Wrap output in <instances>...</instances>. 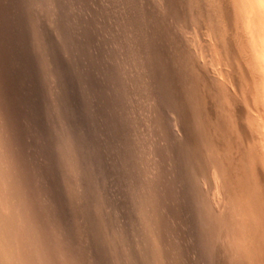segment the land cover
<instances>
[{"label":"rangeland","instance_id":"obj_1","mask_svg":"<svg viewBox=\"0 0 264 264\" xmlns=\"http://www.w3.org/2000/svg\"><path fill=\"white\" fill-rule=\"evenodd\" d=\"M38 1H40V2H38ZM70 1L69 0H45V1L44 0H32V1L31 0H0V30H2V31H0V35H1L0 36V70L2 71V72L0 71V158L3 157L2 159H0V162H1V160L3 161L0 163V164H3L2 165L3 169L1 172H3V174H4L3 177L7 176L6 178H8V179H6L7 180L6 184H7V186H9L8 190L12 188L11 189L12 191L10 190L11 193L13 195H15L14 198H15L16 202L19 201L17 203V206H18V210L20 212V217H21L20 219H21L22 224L24 223L23 224L24 232L27 233L26 235L29 238L31 246L35 247V248L32 247V249H33L32 251L34 252V257L37 261V264H76V261L74 259H72L71 255L67 251H72L75 254L76 253L79 254V250H76V249H78V248L82 249L80 246H78V248H75V246L72 247L71 245L68 247L67 245L63 244L62 241H59L60 240L58 237L59 234L62 235L64 233H66L67 226L61 225L60 223H56V220H54L52 218V216L49 218V215L46 212L47 209L45 208L46 200L44 197L42 198V193H43L42 188L39 190L38 186L36 185V183L34 181V178H33L34 176H32L33 173L31 172L32 170H31V166H30V159L28 157L29 156V150L27 149V142H28L27 133L30 136L29 125L31 123V116H32L31 109L33 107H35L36 109L38 108L36 106V103H38V106L40 105L39 108H42L43 111L48 113L46 115L47 120L50 123V127H48V131L52 130V129L54 130V126L55 127L57 126L58 132L60 133V131L63 132V129L66 127V126L62 125L63 122L67 121V117L69 115L74 116V114H75L72 110H71V112H72L71 114H67V112L65 111V107H64L65 104L70 105V108L73 105L72 103L71 104H68V103L70 102L69 98L74 94L73 93L68 94V93H70V92H68L69 89L67 91L68 93L65 91L66 89H62V87H61L62 79L64 78V79L68 80L67 82L72 85V88L77 89V91L81 94L83 93V91H85V89L88 88L87 86L85 87L84 83L82 84L81 82H83V80H84V82H86L87 81L86 79L89 78L90 76H83V75L82 76H76V75L71 76L70 72H69V74H66V73L64 74V72H62V71H64V68H66V67L70 68V66H71L70 62L72 59L77 60L80 58L79 56H81L79 54H77L78 56L74 55L73 52H71L72 54H70V48L67 47L69 44L72 45L73 44L72 42H76V40L74 39L75 33H73V31H75L74 25L72 26V24H74V23L76 24V26L78 28V29L76 28L77 31L81 27L85 28V26H86V28H87V23L89 21H87L86 19L88 18L87 15L92 12L91 7L93 4L92 2H90L88 0H81V1L80 0L79 1L78 0H75V1L70 0ZM166 1H168L167 2V4H169L168 7L166 5ZM169 1L170 0H149V1L148 0H124L125 4H123V5L125 6V9L128 6V8H130L133 11L132 12L130 10V13L128 14V15L131 14L130 15L131 17L128 16L127 13H126V15L130 19L132 18L133 22H135V24L133 26L130 25V26H128V28L126 27V30L129 29L131 32L130 33L129 30H127L128 35H130L129 36L130 40L128 39L129 41H127V42H129V44L127 45L126 49H127V52H129V50H130V52L128 54L129 55L128 56V64L126 66H123L124 68L122 67V70H124L126 72V74L129 73L128 74V85L129 86L128 85L127 86H128L129 92L131 93V94L129 93V96H130L129 101L131 104V108L133 110L132 112H134V114H133V117L131 119H129L128 115L126 116V114H124V111H123L121 106L120 107L117 106L116 107L117 109L115 108V106L113 107V109H109V108L105 107V112H108V111L110 113L114 112L113 114L117 118L118 124L121 123L123 125V122H124V124H126L125 121L126 120L128 121V119H129V121H131L129 124L132 123V127L138 129L137 133L134 134L135 135L134 139H135L136 145L138 146L141 143L142 138H143L144 139L143 140L144 141V146H143L144 149L140 147L141 144L138 147H135L134 146L135 143H133L134 142L133 137H132V139L130 136L127 137L126 133H125V135H123L124 136L123 139L125 142L127 141V143H125L123 141V139L121 138L122 143L120 142L117 145V143L115 142L114 146H110L112 139L110 138L111 135L108 132L110 131L111 133H113L114 132L112 129L113 127L111 126L110 122H108V121L103 122V120L101 119V121L103 123H105L103 125V123L101 122L103 125L102 126L103 130H105L107 132V135H109V137L107 136L108 138H102L101 136L98 135V127H96L97 125L95 123H92V120L94 118L93 115L94 114L96 115L95 107L92 106L93 104H91V106H92L91 108H87V112H86V110L83 109L84 106L81 105L80 102L74 108V110L76 109L75 110L76 114L78 116H80L79 119L81 121H82V119H84L85 121L87 120V121H89V124H90V126H89V124H87L85 126H83L84 124H81L80 130L82 129V132L84 134L83 139L85 141V143L83 144L84 147L83 146L81 147L82 154L84 156V154L87 153L89 156L92 157V160L90 161L91 163L84 160V165H85L84 167H86V172L88 174H91V172H93L90 176L88 174L87 175L89 178H91L94 181L93 184L95 187L97 184L96 189L99 191V193L101 192L100 196H96L95 194L91 193L92 197L90 198L91 199L90 202L92 203V208H91L92 215H95V217L97 216L96 218L99 222H101L100 218H102V220L104 221V225H106L107 227L110 225L109 227L111 229V231L105 232V230H101L100 228H98V226L95 223V220H92L93 224L91 223V228H92V230H94V232L96 231V233H92L93 237L97 241V244L99 246L98 248L101 249L103 251V253L104 252L107 253L106 254V260L108 261V264H118L119 263V260H120V259H118L119 258V255H118L119 251H118V248L115 247V244L118 242L121 243V247L124 246L123 249L130 251V253L128 252L130 257L128 259L129 262L127 264H129V263L130 264L131 263L132 264H166V263L167 264H172V263L173 264H219V263L223 264L224 262H226L230 258L232 259V261L234 260L233 264H237V263L238 264H250V263L251 264L252 263L253 264H264V234H263L264 233V204H263L264 203V200H263L264 199V185L261 184V181H259L261 179V176L260 175L258 176V172L256 171L254 164H253L254 162H253V160H251L252 158L250 156V153L251 154L254 153L253 152L254 151V144H253L254 140L250 137H248L247 139L242 137L243 140L241 139V141L238 139L237 140H233V139L231 140L230 139L232 141V144L229 145L230 142L225 143V141L228 139H226V138L224 139L223 137L221 138L220 136L217 135V137L219 139L216 138L217 140L215 142H218V143H215V144L213 143L214 145L217 146V149L214 150V153H212L211 155L213 157H216V159L215 158H213V159H215V162L218 163L219 175L217 177V182L218 183L221 182L220 183L222 185L221 189H224V193H223L224 198H221L223 196L220 197V195H218V192H216L217 190H215L216 183L214 185V181L216 179L214 180L212 174H210L209 171H207V169H205V168L199 169L196 166V164H193L194 163L193 157L198 156V155H196L195 149L198 151L201 150L203 153H205L206 151L208 152V150H207L208 147L206 146V143H204V141H203L204 139H201L202 137H200V140L202 141V144L199 143L200 146H198V144L196 146V144L194 143V141H195L194 138L199 137L197 135L199 133H201L200 128H197L198 123H197V121H195V117L194 118L192 117V119H191V116H189L187 113H186V115L188 117L187 116L184 117L185 115H183L184 113L180 109V106H176L178 104H175L173 99H172V101H169L168 98L165 97V95H167V92H166V89L163 88L164 86H163V81H162V79L164 80V74H163L164 70L168 73L167 77L171 74L170 75L171 77L169 76L168 79H172L174 77V74H173L174 72H175V76H184L183 72L181 73V71H183L182 67H186L189 71L191 70V72H193V69H194L197 72V75H199V77L203 78V80H202V78H200V80L203 81V83H206L208 85V83H207L208 77L215 75L214 77H215V79H217L216 82L217 83H219V82L223 83L224 86L222 85V83L219 84L221 87L225 88L227 86V82L225 81V79L223 77H220V79L218 78L220 75L221 76L223 75V73L220 71V70H222V68L220 66L221 64L218 63V65L216 66L217 63H214L213 54H212L211 49L209 47L210 46V44H209L210 40L208 41L207 37L206 38L204 37V36H206V35H204L205 32L204 31L198 32L196 29H193L192 27H191V30H187L189 27L186 28L185 26H183V23H180L179 21L175 22V20H173L174 18L170 17V15L173 13V10H172L173 5L171 3L173 0L170 2ZM35 2H36V4H35ZM42 2H43V4H42ZM118 2L121 3L120 0H116V3H118ZM127 2H128V4H127ZM83 3H84V5H83ZM23 4H25V5H23ZM103 5H104V10L107 9V7H106L107 5H105V4H103ZM169 7H170V9L168 10ZM61 8H62V10H61ZM65 9H67V10H65ZM29 10H31V11H29ZM86 10H87V12H88V10L90 11V12H88L87 15L84 12ZM170 10H172V11H170ZM135 11L138 13H136ZM150 12H151V14H150ZM169 12H170L169 18H167L168 17L167 15L169 14ZM132 14H133V16H132ZM81 16H83V17H81ZM156 19H158V20H156ZM169 20H171V21H169ZM94 21H96V20H94ZM173 22H175V23L173 24ZM25 24H27V25H25ZM29 24H30V27H29ZM178 24L183 26L182 28H184V30L181 28V26H178ZM93 25H94V23H93ZM67 26H69L70 28ZM138 28H141V29H138ZM91 29H93V28H91ZM197 32H198V34L196 35ZM163 33H165V34H163ZM198 35H204V36H198ZM196 38H198V39L201 38V39L198 40ZM14 39L17 42L18 41L20 42V43L18 42L20 48L14 51V53H16V55L18 56V57H16V59L19 58V60L18 59L16 60L13 57V55L11 56V54L9 53L10 43H12ZM111 39H113V38H110V40ZM192 39H193V41L196 39L194 41L195 44L193 43ZM46 41H47V43H46ZM206 41H208V43ZM88 42L90 43L89 40H88ZM196 42L199 44H197ZM203 43H207V44H209V46L206 44H205L206 45L205 46ZM100 45L101 44H97L96 45L97 48L95 50L96 52L94 51L95 53L99 52V55L102 54L101 53V50H102L101 46L102 45L101 46ZM180 46L182 48L186 47L185 49L181 48L184 51V56H185V59H184V61H182V63H181V60H180V62L177 61L180 58V57H178L179 55L177 54L178 48ZM135 47H136V49H135ZM141 47L144 49H142ZM204 47H208L209 48L208 50L210 52L206 51L207 48L205 49ZM28 48H30V50ZM47 48H50V49L47 50ZM202 48L204 51L202 50ZM1 49H3V50H1ZM200 49H201V51H200ZM31 51L34 53H32ZM18 52H20V53H18ZM137 54H138V56H137ZM68 56H69V59H68ZM174 56H175V58H174ZM26 57H29V58H26ZM70 57H71V60H70ZM176 57H178V58H176ZM87 59L92 64V66L89 65L90 67H93V65L94 66L96 65L95 62L93 64V60L91 62V57L87 56ZM165 59H166V61H163ZM65 61H67V62L65 63ZM51 62H53V66H51V64H50ZM165 62H167L166 63L167 65L165 64ZM177 62L180 63V65ZM197 63H198V65H197ZM21 65L22 66L24 65L26 68L25 69L19 68ZM183 65H185V66H183ZM218 66L220 67V69L218 68ZM210 67H212V68H210ZM6 69L9 71H7ZM162 69H164V70H162ZM127 70H128V72H127ZM161 70H162V72H161ZM172 70H173V72H172ZM96 71H98V73L101 75L102 70H100V72H99V70L96 69ZM177 71L179 72L180 75L178 74ZM213 73H214V75H213ZM217 73H219L220 75L218 76ZM176 74H178V75H176ZM40 75L44 76V77H41ZM104 75H105V73H104ZM15 76H16V78H15ZM20 76H27V78L30 77V79H34V80H30L31 86L29 87L28 79H27L28 86L26 83L24 84L23 81L20 82ZM37 76L40 79H38ZM6 77H7V79H6ZM104 77L107 78V81H109L110 80L109 78H111V76L105 75V76H103V80L105 79V81H106V78H104ZM52 78L55 80L52 82V88H50L49 86H47L46 81L48 82L49 80H52ZM72 78H73V80H72ZM76 79L78 80V87H76V83H77ZM165 79H166V76H165ZM9 81H11V82H9ZM73 81L76 83H74ZM88 81H90V79H88ZM224 81L226 82V84H224L225 83ZM109 82H111V81H109ZM40 83H42L41 86H40ZM203 83H201V84H203ZM10 84H12V85H10ZM37 84H38V86H37ZM80 84H82L81 85L82 87L80 86ZM39 86L41 88H39ZM73 86H75V87H73ZM113 86H114L113 88L115 89L114 84H113ZM84 87H85V89H83ZM24 88H26V89H24ZM39 89H40V91H39ZM41 90H42V92L45 91L47 100H48L51 92L53 93V96L50 99H56V100H54L55 102L53 101V103H52L56 106V109L53 110L50 108L51 105L49 104V101H47V100L43 101L42 93H40ZM64 91H65V93H64ZM26 92H28V93H26ZM72 92H74L73 89H72ZM198 92L200 93V91H198ZM88 93H89V95H87V96L93 95V98L96 96L94 99L99 100L100 102H103L104 98L101 96L102 95L101 93L98 95V91H96V93H94L92 91L91 92L87 91L86 94H88ZM69 95H71V96H69ZM206 97H207V94H205L204 98H206ZM233 98H234V103L238 101V99L236 97H233ZM81 99H82V97H81ZM175 99H176V97H175ZM30 105H31V107H30ZM117 105H119V104H117ZM235 105H238V103H235ZM19 106H20V108H19ZM21 107H22V109H21ZM87 107H89V106H87ZM45 108H46V110H45ZM239 109H241V108L239 107ZM15 111H16V113H14ZM43 111L40 110V113L41 112L44 113ZM51 111H53V112H51ZM236 111H238V110H236ZM240 112H241V110H240ZM181 114H182V116H181ZM120 117H121V119H119ZM17 120H18V122H17ZM25 120H26V122H25ZM22 121H23V123H21ZM192 121H195V122H192ZM209 124L210 123L207 122V125H209ZM105 125H107V126H105ZM155 126H157V127H155ZM210 126H212V125L210 124ZM210 126L208 127L209 128V136H211L210 134L213 133V131H212L213 129H211ZM94 128H95V131H94ZM140 128H142L141 129L143 132L142 134L139 132ZM66 130H68V129H66ZM18 132H19V134H18ZM116 133H114V134H116ZM138 133H139L141 139L136 137ZM95 134L97 135V137ZM117 135H120V134L118 133ZM85 136H86V139H85ZM87 137L92 138V140L94 139L96 141V144H99V145H96L94 143L92 144L89 141V139L87 140ZM212 137H213L212 140L215 139L214 136H212ZM166 139H168V140H166ZM139 140H141V141H139ZM200 140H199V142H200ZM251 140H253V141H251ZM128 141H129V143H128ZM246 144H247V146H246ZM250 144L253 147L252 146L250 147ZM218 145H219V147H218ZM233 145H234V147H233ZM129 146H130V148H129ZM170 146L172 147L173 150L171 149ZM101 148H103L104 150H102ZM138 148H139V150H138ZM107 149H109L108 152H107ZM233 149H235V150H233ZM132 150L135 152H141V151L143 152L142 157H145V160L150 165H152V167H150L151 171L149 168L145 169V167L142 166L141 164H140V166L139 165L134 166V163L132 161L133 159H131L133 156ZM145 151L147 153H145ZM201 151H199V152H201ZM176 152H178V153H176ZM149 154H151V156H150L151 162H149L150 161L149 157H148ZM244 154H245V156L247 154H249V155H247L248 157L242 156ZM191 155L192 156L194 155V156L192 157ZM188 156H190V157H188ZM147 157H148V159H147ZM242 157H244V158H242ZM115 159H117V160H115ZM122 161L124 164L129 163L128 166L126 165V167H125L126 169L123 168V166H121L122 164L120 165V162L122 163ZM26 162H27V164H26ZM96 163H98L99 166ZM4 164L7 166H5ZM94 165L96 167H94ZM103 166L105 167V170H106V168H107V170H109V172H108L109 174L111 172V175H109L108 177L104 173L105 171L103 170ZM120 166H121V168H119ZM91 168H93V169H91ZM95 168H96V171H95ZM138 168H139V170H138ZM4 169H5V171L7 169V172L3 171ZM143 169H145V170H143ZM231 169H232V172H231ZM112 171H114V172H112ZM117 171L119 173H117ZM128 171L130 174L127 173ZM132 171H133V174L134 173L137 174L136 176L138 178L137 177L135 178V175L134 176L132 175ZM146 171L148 173H146ZM149 171H150V174H149ZM199 171H200V173H199ZM240 171H243V172H240ZM144 172L146 175L148 174V176H146L144 174ZM156 173L159 176H157ZM126 174L129 177H127ZM138 174H139V176H138ZM140 174H142V177ZM151 174H153V175L155 174V175L153 176ZM160 174H162V175H160ZM92 176H94V177H92ZM124 176L128 178V180H126L127 184L125 182L126 186L122 181L125 179ZM155 176H157V177H155ZM111 177H115V178L113 179ZM198 177H199V179H198ZM253 177H254V180H253ZM145 178H147L148 181ZM250 178H252V179H250ZM97 179H98V181H97ZM154 179H156V180L154 181ZM158 179H160L164 183V186H163V184H161L159 187L157 183L154 184ZM104 180H106V181H104ZM110 180H112L111 181L112 183L110 182ZM118 180H119V182L120 181L122 182V183H120L121 185L118 183ZM144 180L147 181L148 187H147V185L144 186L146 183ZM261 180L263 182L264 178H262ZM101 182H102V184H101ZM148 182H149V184H148ZM258 184H259V186H258ZM114 185L116 187H114ZM31 186H33V187H31ZM94 186L92 187L93 189L95 188ZM123 186L125 187V189L126 188L128 189L127 193H130L131 198L125 192L126 190H122L124 188ZM128 186H132V187L134 186V189H133L134 192L133 191L130 192L132 188L128 187ZM138 186H139V188H138ZM142 186H144V187H142ZM161 186L164 188H162ZM118 187H121V188H118ZM149 187L155 188V190H157V189L160 190V191L159 190L156 191L159 195L160 200L157 199L156 196H154V198L156 200H153V198H152L153 195L151 197L150 192L148 190ZM136 188H138V190L141 188L139 190V193L142 192V197L144 198L143 200H145V203L149 204L151 207L154 206V208H153L154 209V216H155V214L158 215V218H159V219L157 218L158 222L154 223V221L152 219L154 217L153 214L147 210V208L145 207L146 205L144 204V201L143 200L141 201V199L138 198L139 197V196H137L138 194L137 195L134 194L135 190H137ZM258 188H261V189L258 190ZM117 190L120 192H118ZM84 194L88 198V192L86 191V193H84ZM103 194L106 195V198H105L106 200L101 198V196ZM114 195H115V197H114ZM125 196H127V197H126V199L123 200V198H125ZM161 196L163 198H160ZM254 196H257V197H254ZM107 197L108 198L110 197L111 199L109 198V201H108ZM146 197H148V199ZM164 197H165V199H164ZM245 197L248 200L247 203H244ZM220 198H221V200H220ZM99 199L103 200L100 207L98 206ZM118 199L119 200L121 199L120 200L121 204L119 203ZM261 199H262V203H261ZM123 201H124V203H123ZM125 201L127 202V204L129 201L130 203L133 204L132 206L135 207L133 210L134 212L131 210L130 214H128L127 216H126V213H129V208H127V207L124 208V205L126 204ZM219 201H220V203H219ZM142 202H143V204H142ZM109 204H110V207H109ZM111 204H113L114 206ZM220 204H222V205H220ZM122 205H123V207H122ZM141 205H142V207H141ZM107 207L109 208V210H105V209H108ZM121 207H122V209H121ZM94 208L95 209L97 208L96 211L98 213L95 211ZM209 208H210V210H209ZM229 208H231V209H229ZM141 209H142V211H141ZM160 210H161V212H160ZM207 213L208 214L210 213L211 217H209L210 214L207 217ZM232 213H234V214H232ZM108 214L111 216H108ZM224 214H227L229 216L228 220H231V221H229V224L231 225V227L227 228L228 233L226 231H225V233L220 232L221 233V235H220V233L217 232L216 230H218V231L221 230L220 229L221 225L219 227V225H218L219 221L218 220L221 218V215H224ZM92 215L90 214L91 217H92ZM99 215H100V217H99ZM138 215H140V216L138 217ZM107 216L109 218H107ZM204 216H205V218H204ZM261 216H263V217H261ZM25 217L27 220L25 219ZM104 217H106V219ZM129 218H131V219H129ZM209 219H210V221H209ZM211 221H217V222H211ZM112 222H114V223H112ZM129 222H131L130 225L134 226V227H131L128 224ZM150 222L154 225L155 224H157V225L154 226ZM207 222H209V223L207 224ZM213 223H214V225H216L215 226L216 228L213 226ZM132 224H134V225H132ZM89 225H90V223H89ZM25 226L27 228H25ZM87 226H88V224H87ZM120 226L122 227V229ZM162 226H164V228ZM125 227L126 228L128 227V228L126 229ZM88 228H90V227L88 226L86 228L84 227L83 229H81L82 238L80 240L87 241V236L91 232V230L90 231L86 230ZM134 228L139 229L140 232H139V230H137V229L135 230ZM157 229H159V230H157ZM34 232H36V233H34ZM119 232H120V234H119ZM158 232H160L161 234L163 233L162 236ZM208 232H210V235ZM212 232L214 234L217 233L216 234L217 236H215V238L217 237L216 239L214 237H212L213 236ZM79 233H80V231L78 230L77 231L78 236H79ZM106 233H107V235H106ZM231 233H233V234L231 235ZM152 234H154V236H151ZM225 234L228 237L224 236ZM121 235L124 236L125 239ZM137 235H139V237H137ZM166 235H168V238ZM205 235H207L209 237H207ZM218 235H220V236H218ZM35 236H37V237L35 238ZM222 236L224 238L230 237L231 238L230 243L233 241L231 244H235V242H236V245L235 246L232 245V247H233V249H234V247H238V248H236L237 253H239L238 256L236 254H234L236 249H234V250L231 249L232 253H230V254H234V255H231V257L228 256L229 254H227V256L224 255L225 252H223V250H222L223 248H221L223 245L222 244L223 241H222V239H220V238H222ZM114 237H115V239H114ZM109 238H111V239H109ZM236 238L238 240H236ZM154 239L156 240V242L154 241ZM205 239L207 240V242ZM136 240H138V241L136 242ZM211 240H213L214 242L212 241L213 242L212 243ZM132 241H134V242L132 243ZM173 241H174V244H173ZM165 243H166V245H165ZM205 243L209 245V248H208V245H206V247H205ZM103 244H105V245H103ZM135 244L136 245L138 244L139 246L138 245L136 246ZM173 246H174V248H173ZM112 247H113V249H112ZM130 247H132V248H130ZM157 247L160 248V251ZM170 247H171V249H170ZM210 247H212V248H210ZM154 248H155V250H154ZM239 248H241V249H239ZM35 249H36V251H34ZM41 249H42V251H41ZM105 249H106V251H105ZM129 249H131V250H129ZM207 249H209V250H207ZM216 249L218 251H220V252L222 251V252L221 253L218 252L219 253L218 254ZM138 250H139V252L137 253ZM171 250L173 252H170ZM132 251L134 253H132ZM175 251H176V254H174ZM214 251L217 255H215ZM152 253H153V256H155V257L157 256L156 257V258H158L157 263L154 262V259H153V262L151 260H149L150 259L149 256ZM144 254L146 255L147 258L144 256ZM147 254H149V255H147ZM156 254H158V255H156ZM221 255H224V256H221ZM137 257H140V258H137ZM220 257H222V258H220ZM223 257H225V258H223ZM111 259H114V260H111ZM139 259H141V260L139 261ZM134 260H137V261L135 262ZM159 260H160V262H159ZM210 260H213V261L210 262ZM44 261L46 263H43ZM143 261H144V263H143ZM145 262H147V263H145ZM77 263L80 264V262H78V261H77Z\"/></svg>","mask_w":264,"mask_h":264},{"label":"bare ground","instance_id":"obj_2","mask_svg":"<svg viewBox=\"0 0 264 264\" xmlns=\"http://www.w3.org/2000/svg\"><path fill=\"white\" fill-rule=\"evenodd\" d=\"M32 1V0H31ZM45 1V0H44ZM70 1V0H69ZM75 1V0H74ZM79 1V0H78ZM81 1V0H80ZM90 2H92V12L90 14H88V12H90L89 9L88 12L87 10L84 11L85 14L88 16V18L86 19L87 21H89L87 23V28L85 26V28L81 27L78 31H77V26L76 24H72V26L74 25V30L73 33L75 36V40L76 42H72L73 44H69L67 47L70 48V54H72L71 52H73L74 55H81L79 56L80 58L77 60L72 59L70 57V68H64V74H71V76H90L89 78H87L86 82H81L82 84L84 83L85 87L87 86L88 88L85 89V87L83 89H85V91H83V93H79L77 91V89L72 88V85L70 83H68L66 79H62L61 82V87L62 89H66L65 91L67 92L68 89L71 94L73 93L74 95H69L71 96L69 98L70 102L68 104H73L70 108V105L65 104V111L67 112V114H71V110L75 113L74 116L69 115L67 117V123L63 122V126H66L63 129V132L60 131V133L58 132L57 126H54V130H49L48 131V127H50V123L47 120V112L43 111L42 108H39L38 103H36V106L39 108H35L33 107L31 109V123L29 125V129H30V136L27 133V138H28V142H27V149L29 150V159H30V166H31V172L33 173L32 176H34V181L36 183V185L38 186L39 190L42 188V198L44 197L46 200V204H45V208L47 209L46 212L49 215V218L52 216V218L54 220H56V223H60L61 225H66V233L60 235L59 233V241H62L63 244L67 245L68 247L71 245L72 247L75 246V248H78V246H80L82 249H76L79 250V254H75L72 251H67L72 259H74L76 261L80 262V264H108V261L106 260V254L107 253H103V251L101 249H99L97 241L95 240V238L93 237L92 233H96V231L94 232V230H92L91 228V223L93 224L92 220H95L96 225L98 226V228H100L101 230H105V232H109L111 231L110 229V225L107 227L106 225H104V221L102 220V218H100L99 222L97 220V216L95 217V215H92V203L90 202V198L91 193L95 194L96 196H100L101 192L99 193V191L96 189V187L94 186V181L88 177V175L90 176L93 172H91V174H88L86 172V167H84V160L90 162L92 160V157L89 156L87 153L82 154V149L81 147L83 146V144L85 143L84 141V134L82 132L81 128V124H84L83 126L89 124V121H85L84 119H82V121L79 119L80 116H78L74 110V108L79 104V102L81 103V105H83V109L86 110L87 112V108H91L92 106L95 107V112L96 115L94 114V118L92 120V123H95L96 127H98V135L101 136L102 138H108L109 135H107V132L105 130H103V125L105 122H110L111 127L113 129V133H111L110 131L108 132L111 135V145L110 146H114L115 142L117 143V145L122 141L123 139V135H125V133L127 134V137L130 136L131 139L133 137H135V133H137L138 129L132 127V123L129 124L131 121H129V119H131L133 117L134 112H132V108H131V104H130V96H129V89H128V74H126V72L124 70H122L123 66H126L128 64V54L130 52H127V45L129 44L130 38L127 33V29L128 26H133L135 24V22H133L132 18L130 19L128 16L130 13V8L125 9V6L123 4L124 0H120L121 3H116V0H88ZM149 1V0H148ZM172 1V0H170ZM169 1V2H170ZM40 2V1H38ZM55 2V1H54ZM71 2V1H70ZM84 2V1H83ZM108 2V3H107ZM168 1H166V5L168 7L169 4H167ZM52 3V2H51ZM57 3V2H56ZM107 3V4H106ZM172 7H173V13L170 15H167L169 18L170 17L174 18L173 20L179 21L180 23H183V26H185L186 28L189 27L187 30H191V27L193 29H196L198 32H205L204 35H198V36H204L205 38L207 37L208 41H206L207 43H203L204 45H208L211 49V52L213 54V61L214 63H217L216 66L218 65V63H220L222 70H220L223 75L221 76L219 73H217V75L219 76L218 78L220 79V77H223L225 79V81L227 82V86L225 88L221 87L219 84H221L222 82L217 83L215 79V75L213 73L214 76H209L207 83H203V81L200 80L199 75H197V72L193 69V72H191V70L189 71L186 67H182L181 73L183 72L184 76H175V72L174 77L172 79H168V77L171 75H169L167 77V72L164 70L163 74H164V80L163 81V88L166 89L167 95H165V97L168 98L169 101H174L175 104H178L176 106H180V109L183 111V115H185L184 117H186V113L194 118L195 117V121H197V128H200V132L197 136L199 137H195V141L194 143L198 144V146H200L199 143L202 144V141L200 140V137H202L201 139H204V143H206V146L208 147L205 153H203L201 150V152H199L198 150L195 149L196 151V155H198L197 157H193L194 159V163L196 164V166L199 169L205 168L207 169V171H209L210 174H212L213 178H214V185L216 183V188L215 190H217L216 192H218V195L223 196L221 198H224V189L222 188V185L220 183L217 182V177L219 175L218 171V163L215 162L216 157H213L211 154L214 153V150L217 149V146L214 145L215 142L218 138V136H220L221 138L223 137L224 139H228L225 141V143H229L232 144V139L233 140H240L242 139V137L244 138H252L253 140V144H254V153L251 154V160H253V164L254 167L256 169V171L258 172V176H261V179L264 178V0H173L172 2ZM10 4V3H9ZM36 4V2H35ZM43 4V2H42ZM75 4V3H74ZM90 4V5H91ZM107 5V9L104 10V5ZM128 4V2H127ZM25 5V4H23ZM48 5V4H47ZM51 5V4H50ZM73 5V4H72ZM81 5V4H80ZM84 5V3H83ZM165 5V6H166ZM28 6V5H27ZM71 6V5H70ZM82 6V5H81ZM124 6V7H123ZM150 6V5H149ZM23 7V6H22ZM151 7V6H150ZM52 8V7H51ZM65 8V7H64ZM63 8V9H64ZM67 8V7H66ZM73 8V7H72ZM134 9V8H133ZM170 9V7L168 8V10ZM24 10V9H23ZM59 10V9H58ZM62 10V8H61ZM67 10V9H65ZM157 10V9H156ZM170 10V11H172ZM31 11V10H29ZM37 11V10H36ZM132 11V10H131ZM145 11V10H144ZM34 12V11H33ZM71 12V11H70ZM133 12V11H132ZM136 12V11H135ZM134 12V13H135ZM143 12V11H142ZM2 13V12H1ZM47 13V12H46ZM127 13V15H126ZM138 13V12H136ZM147 13V12H146ZM42 14V13H41ZM60 14V13H59ZM62 14V13H61ZM151 14V12H150ZM56 15V14H55ZM141 15V14H140ZM147 15V14H146ZM164 15V14H163ZM65 16V15H64ZM85 16V15H84ZM86 16V17H87ZM133 16V14H132ZM35 17V16H34ZM83 17V16H81ZM91 17V18H90ZM131 17V16H130ZM144 17V16H143ZM142 17V18H143ZM166 17V16H165ZM41 18V17H40ZM62 18V17H61ZM60 18V19H61ZM85 18V17H84ZM98 18V19H97ZM141 18V17H140ZM171 18V19H172ZM9 19V18H8ZM64 19V18H63ZM70 19V18H69ZM68 19V20H69ZM13 20V19H12ZM57 20V19H56ZM96 20V21H94ZM158 20V19H156ZM61 21V20H60ZM168 21V20H167ZM171 21V20H169ZM9 22V21H8ZM32 22V21H31ZM41 22V21H40ZM72 22V21H71ZM173 22V24L175 23ZM43 23V22H42ZM63 23V22H62ZM94 23V25H93ZM129 23V24H128ZM145 23V22H144ZM34 24V23H33ZM47 24V23H46ZM61 24V23H60ZM67 24V23H66ZM96 24V25H95ZM128 24V25H127ZM27 25V24H25ZM43 25V24H42ZM141 25V24H140ZM5 26V25H4ZM18 26V25H17ZM76 26V27H75ZM91 26V27H90ZM178 26H181L178 24ZM181 26V28L183 27ZM30 27V24H29ZM69 27V26H67ZM142 27V26H141ZM168 27V26H167ZM70 28V27H69ZM77 28V29H76ZM93 28V29H91ZM144 28V27H143ZM185 28V29H186ZM90 29V30H89ZM137 29V28H136ZM141 29V28H138ZM184 30V28H182ZM192 29V30H193ZM159 30V29H158ZM168 30V29H167ZM2 31V30H0ZM8 32V31H7ZM17 32V31H16ZM77 32V33H76ZM130 32V30H129ZM198 32L196 33V35L198 34ZM12 33V32H11ZM131 33V32H130ZM140 33V32H139ZM17 34V33H16ZM142 34V33H141ZM165 34V33H163ZM128 35V36H127ZM193 35V34H192ZM1 36V35H0ZM13 36V35H12ZM60 36V35H59ZM70 36V35H69ZM91 36V37H90ZM146 36V35H145ZM38 37V36H37ZM72 37V36H71ZM44 38V37H43ZM66 38V37H65ZM70 38V37H69ZM110 38H113L110 40ZM132 38V37H131ZM143 38V37H142ZM167 38V37H166ZM3 39V38H2ZM129 39V40H128ZM133 39V38H132ZM198 39V38H196ZM195 39V40H196ZM201 39V38H199ZM198 39V40H199ZM24 40V39H23ZM70 40V39H69ZM88 40L90 41V43L88 42ZM179 40V39H178ZM194 40V41H195ZM73 41V40H72ZM193 41V39H192ZM193 41V43L195 44V42ZM19 42V41H18ZM18 42L14 39L12 43H10V48H9V53L11 54V56L13 55V57L16 59V57H18L16 55V53H14L15 50L19 49L20 46L18 44ZM24 42V41H23ZM28 42V41H27ZM184 42V41H183ZM204 42V41H203ZM20 43V42H19ZM47 43V41H46ZM146 43V42H145ZM185 43V42H184ZM197 43V42H196ZM28 44V43H27ZM97 44H101L100 46L102 47L101 50V55H99V52L95 53L96 51V45ZM142 44V43H141ZM180 44V43H179ZM178 44V45H179ZM199 44V43H197ZM3 45V44H2ZM170 45V44H169ZM183 45V44H182ZM203 45V46H204ZM205 45V46H206ZM99 46V47H100ZM196 46V45H195ZM198 46V45H197ZM43 47V46H42ZM45 47V46H44ZM95 47V48H94ZM98 47V48H99ZM168 47V46H167ZM4 48V47H3ZM41 48V47H40ZM65 48V47H64ZM142 48V47H141ZM182 47L180 46L178 48V52L177 54L179 55L178 57H180L177 61L181 63L182 61H184L185 56H184V51L182 49H185L186 47ZM205 49L207 48L206 51H209L208 47H204ZM7 49V48H6ZM30 50V48H28ZM42 49V48H41ZM50 48H47V50ZM136 49V47H135ZM144 49V48H142ZM171 49V48H170ZM3 50V49H1ZM8 50V49H7ZM62 50V49H61ZM98 50V49H97ZM199 50V49H198ZM203 50V48H202ZM50 51V50H49ZM54 51V50H53ZM56 51V50H55ZM95 51V52H94ZM167 51V50H166ZM201 51V49H200ZM204 51V50H203ZM32 52V51H31ZM57 52V51H56ZM149 52V51H148ZM172 52V51H171ZM170 52V53H171ZM210 52V51H209ZM8 53V52H7ZM20 53V52H18ZM26 53V52H25ZM34 53V52H32ZM39 53V52H38ZM58 53V52H57ZM201 53V52H200ZM23 54V53H22ZM51 54V53H50ZM88 54V55H87ZM199 54V53H198ZM47 55V54H46ZM69 55V54H68ZM91 57V62L93 60V64L94 62L96 63V65L93 67H90L89 65L92 66V64L90 63V61H88L87 56ZM78 56V55H77ZM138 56V54H137ZM44 57V56H43ZM74 57V56H73ZM76 57V56H75ZM95 57V58H94ZM176 57V58H178ZM4 58V57H3ZM29 58V57H26ZM46 58V57H45ZM175 58V56H174ZM193 58V57H192ZM19 60V58H17ZM16 59V60H17ZM44 59V58H43ZM69 59V56H68ZM190 59V58H189ZM3 60V59H2ZM9 60V59H8ZM96 60V61H95ZM151 60V59H150ZM7 61V60H6ZM26 61V60H25ZM163 61H166L163 60ZM187 61V60H186ZM194 61V60H193ZM17 62V61H16ZM67 61H65L66 63ZM156 62V61H155ZM167 62H165L166 64ZM178 63V62H177ZM190 63V62H189ZM51 66H53V62L50 63ZM170 64V63H169ZM180 65V63H178ZM177 64V65H178ZM30 65V64H29ZM139 65V64H138ZM167 65V64H166ZM191 65V64H190ZM198 65V63H197ZM185 66V65H183ZM213 66V65H212ZM215 66V65H214ZM161 67V66H160ZM19 68H23L25 69L26 67L23 65H21ZM124 68V67H123ZM166 68V67H165ZM190 68V67H189ZM212 68V67H210ZM217 68V67H216ZM218 68L220 69V67L218 66ZM62 69V68H61ZM96 69L102 70L101 75L98 73V71H96ZM126 69V68H125ZM133 69V68H132ZM141 69V68H140ZM146 69V68H145ZM144 69V70H145ZM172 69V68H171ZM178 69V68H177ZM7 70V69H6ZM130 70V69H129ZM153 70V69H152ZM161 70V72H162ZM174 70V69H173ZM172 70V72H173ZM1 71V70H0ZM9 71V70H7ZM96 71V72H95ZM143 71V70H142ZM2 72V71H1ZM5 72V71H4ZM13 72V71H12ZM55 72V71H54ZM128 72V70H127ZM160 72V73H161ZM178 72V71H177ZM191 72V73H190ZM89 73V74H88ZM111 76V78H109L111 82L106 81L105 79L103 80V76ZM199 73V72H198ZM8 74V73H7ZM99 74V75H98ZM103 74V75H102ZM134 74V73H133ZM141 74V73H140ZM145 74V73H144ZM162 74V75H163ZM172 74V75H173ZM179 74V72H178ZM176 74V75H178ZM212 74V73H211ZM9 75V74H8ZM16 75V74H15ZM36 75V74H35ZM180 75V74H179ZM41 76V75H40ZM70 76V77H71ZM102 76V77H101ZM166 76V79H165ZM13 77V76H12ZM19 77V76H18ZM38 77V76H37ZM44 77V76H41ZM65 77V76H64ZM68 77V76H67ZM171 77V76H170ZM4 78V77H3ZM16 78V76H15ZM14 78V79H15ZM36 78V77H35ZM75 78V77H74ZM80 78V77H79ZM135 78V77H134ZM222 78V79H223ZM7 79V77H6ZM12 79V78H11ZM27 79H28V83H29V87L31 86V82L30 80H34V79H30V77L27 78V76H20V82L23 81V83L27 84ZM38 79H40L38 77ZM88 79H90V81H88ZM3 80V79H2ZM18 80V79H17ZM55 79L52 78V80H49L48 82L46 81L47 86H49L50 88H52V82ZM73 80V78H72ZM82 80V79H81ZM203 80V78H202ZM41 81V80H40ZM70 81V80H69ZM80 81V80H79ZM130 81V80H129ZM138 81V80H137ZM152 81V80H151ZM224 81V82H225ZM11 82V81H9ZM19 82V81H18ZM57 82V81H56ZM55 82V83H56ZM74 82V81H73ZM77 82V83H76ZM76 87H78V80L76 79ZM133 82V81H132ZM226 82L224 84H226ZM6 83V82H5ZM8 83V82H7ZM14 83V82H13ZM45 83V82H44ZM43 83V84H44ZM131 83V82H130ZM129 83V84H130ZM203 83V84H201ZM42 83H40L41 86ZM73 84V83H72ZM80 84V86L82 85ZM113 84L115 85V89L113 88ZM159 84V83H158ZM8 85V84H7ZM12 85V84H10ZM15 85V84H14ZM33 85V84H32ZM55 85V84H54ZM53 85V86H54ZM74 85V84H73ZM117 85V86H116ZM128 85V86H127ZM223 85V83H222ZM28 86V84H27ZM34 86V85H33ZM38 86V84H37ZM39 86V88H41ZM158 86V85H157ZM161 86V85H160ZM224 86V85H223ZM43 87V86H42ZM58 87V86H57ZM68 87V88H67ZM75 87V86H73ZM82 87V86H81ZM149 87V86H148ZM18 88V87H17ZM34 88V87H33ZM133 88V87H132ZM26 89V88H24ZM60 89V88H59ZM72 89L74 90V92H72ZM131 89V88H130ZM55 90V89H54ZM33 91V90H32ZM31 91V92H32ZM40 91V89H39ZM64 91V93H65ZM87 91H92L94 93H96V91H98V95L101 93L103 99V102H100L99 100H96L93 98L92 96H87L89 95L86 94ZM131 91V90H130ZM200 91V93L198 92ZM30 92V91H29ZM134 92V91H133ZM28 93V92H26ZM42 93V99L47 100L46 98V93L45 91L41 92ZM204 93V94H203ZM4 94V93H3ZM2 94V95H3ZM7 94V93H6ZM35 94V93H34ZM131 94V93H130ZM134 94V93H133ZM146 94V93H145ZM203 94V95H202ZM205 94H207V97H205ZM13 95V94H12ZM24 95V94H23ZM137 95V94H136ZM135 95V96H136ZM27 96V95H26ZM34 96V95H33ZM53 93L51 92L49 98L47 101H49V104L51 105L50 108L51 109H56V106L53 103L54 100L56 99H50L52 98ZM129 96V97H128ZM204 96V97H203ZM22 97V96H21ZM65 97V96H64ZM82 97V99H81ZM92 97V98H91ZM134 97V96H133ZM147 97V96H146ZM153 97V96H152ZM176 97V99H175ZM203 97V98H202ZM236 97L238 99L237 102L238 105H235L234 103V98ZM7 98V97H6ZM101 98V97H100ZM155 98V97H154ZM158 98V97H157ZM12 99V98H11ZM99 99V98H98ZM175 99V100H174ZM41 100V99H40ZM60 100V99H59ZM135 100V99H134ZM133 101V100H132ZM141 101V100H140ZM162 101V100H161ZM15 102V101H14ZM19 102V101H18ZM55 102V101H54ZM63 102V101H62ZM66 102V101H65ZM12 103V102H11ZM67 103V102H66ZM137 103V102H136ZM21 104V103H20ZM42 104V103H41ZM91 104H93L91 106ZM104 104V105H103ZM119 104V105H117ZM4 105V104H3ZM18 106V105H17ZM22 106V105H21ZM89 106V107H87ZM115 106V108L118 107H122L124 114H126V116L128 115L129 119L128 121L126 120L123 125L121 123H117V118L114 116V112L110 113L105 112V107L109 108V109H113V107ZM175 106V107H176ZM25 107V106H24ZM31 107V105H30ZM43 107V106H42ZM80 107V106H79ZM138 107V106H137ZM239 107L241 109H239ZM20 108V106H19ZM82 108V107H81ZM17 109V108H16ZM15 109V110H16ZM22 109V107H21ZM24 109V108H23ZM26 109V108H25ZM117 109V108H116ZM178 109V108H177ZM40 110L43 111L44 113H40ZM46 110V108H45ZM50 110V109H49ZM238 110V111H236ZM241 110V112H240ZM11 111V110H10ZM13 111V110H12ZM18 111V110H17ZM80 111V110H79ZM107 111V110H106ZM117 111V110H116ZM180 111V110H179ZM27 112V111H26ZM53 112V111H51ZM122 112V111H121ZM13 113V112H12ZM16 113V111L14 112ZM81 113V112H80ZM120 113V112H119ZM93 114V113H92ZM123 114V113H122ZM50 115V114H49ZM118 115V114H117ZM121 115V114H120ZM29 116V117H30ZM88 116V115H87ZM137 116V115H136ZM182 116V114H181ZM188 117V116H187ZM6 118V117H5ZM27 118V117H26ZM53 118V117H52ZM73 120H72V119ZM87 118V117H86ZM183 118V117H182ZM4 119V118H3ZM22 119V118H21ZM101 119L103 120V122L101 121ZM121 119V117L119 118ZM21 121V120H20ZM24 121V120H23ZM23 121L21 123H23ZM61 121V120H60ZM134 121V120H133ZM192 121V122H195ZM18 122V120H17ZM26 122V120H25ZM88 122V123H87ZM103 125H102V123ZM143 122V121H142ZM163 122V121H162ZM190 122V121H189ZM207 122H209L212 126L207 125ZM17 124V123H16ZM121 124V125H120ZM178 124V123H177ZM195 124V123H194ZM193 124V125H194ZM59 125V124H58ZM61 125V124H60ZM108 125V124H107ZM105 125V126H107ZM139 125V124H138ZM196 125V126H197ZM19 126V125H18ZM52 126V125H51ZM90 126V124H89ZM211 129H213V133L210 134L211 136H209V127ZM157 127V126H155ZM28 128V127H27ZM86 128V127H85ZM108 128V127H107ZM195 128V127H194ZM21 129V128H20ZM68 129V130H66ZM142 128H140V133L142 134ZM160 129V128H159ZM18 130V129H17ZM88 130V129H87ZM86 130V131H87ZM199 130V129H198ZM10 131V130H9ZM22 131V130H21ZM95 131V128H94ZM23 132V131H22ZM21 132V133H22ZM25 132V131H24ZM28 132V131H27ZM88 132V131H87ZM117 132V133H116ZM116 133V134H114ZM120 135H117V134ZM145 133V132H144ZM19 134V132H18ZM93 134V133H92ZM114 134V135H113ZM146 134V133H145ZM205 134V135H204ZM53 135V136H52ZM96 135V134H95ZM161 135V134H160ZM89 136V135H88ZM108 136V137H107ZM212 136H214L215 139L212 140ZM25 137V136H24ZM97 137V135H96ZM137 138L141 139L139 133L136 136ZM194 137V136H193ZM234 137V138H233ZM122 138V139H121ZM181 138V137H180ZM179 138V139H180ZM86 139V136H85ZM89 141L93 144H96V141L92 138H88ZM99 139V138H98ZM97 139V140H98ZM219 139V138H218ZM231 139V140H230ZM6 140V139H5ZM138 140V139H137ZM136 140V141H137ZM144 139L142 138L141 141V148L144 149ZM148 140V139H147ZM168 140V139H166ZM165 140V141H166ZM197 140V141H196ZM200 140V142H199ZM243 140V139H242ZM106 141V140H105ZM124 141V139H123ZM149 141V140H148ZM239 141V142H240ZM87 142V141H86ZM110 142V141H109ZM108 142V143H109ZM125 142V141H124ZM147 142V141H146ZM234 142V141H233ZM250 142V141H249ZM122 143V142H121ZM127 143V141L125 142ZM129 143V141H128ZM135 143V147H138L136 145L135 139L134 142ZM132 143V144H133ZM166 143V142H165ZM212 143V144H211ZM214 143V144H213ZM247 143V142H246ZM19 144V143H18ZM24 144V143H23ZM149 144V143H148ZM156 144V143H155ZM235 144V143H234ZM240 144V143H239ZM26 145V144H25ZM99 145V144H96ZM131 145V144H130ZM151 145V144H150ZM241 145V144H240ZM11 146V145H10ZM17 146V145H16ZM102 146V145H101ZM105 146V145H104ZM103 146V147H104ZM205 146V147H206ZM224 146V145H223ZM239 146V145H238ZM247 146V144H246ZM252 145L250 144V147ZM84 147V146H83ZM127 147V146H126ZM163 147V146H162ZM171 147V146H170ZM219 147V145H218ZM234 147V145H233ZM242 147V146H241ZM253 147V146H252ZM4 148V147H3ZM130 148V146H129ZM140 148V149H141ZM244 148V147H243ZM14 149V148H13ZM102 150H104L103 148H101ZM115 149V148H114ZM121 149V148H120ZM134 149V148H133ZM172 149V147H171ZM199 149V148H198ZM5 150V149H4ZM109 149H107L108 152ZM116 150V149H115ZM123 150V149H122ZM139 150V148H138ZM146 150V149H145ZM173 150V149H172ZM171 150V151H172ZM235 150V149H233ZM97 151V150H96ZM106 151V150H105ZM117 151V150H116ZM125 151V150H124ZM127 151V150H126ZM133 151V150H132ZM137 151V150H136ZM141 151V150H140ZM153 151V150H152ZM180 151V150H179ZM204 151V150H203ZM213 151V152H212ZM251 151V150H250ZM119 152V151H118ZM117 152V153H118ZM123 152V151H122ZM188 152V151H187ZM224 152V151H223ZM145 153H147L145 151ZM178 153V152H176ZM180 153V152H179ZM245 153V152H244ZM154 154V153H153ZM162 154V153H161ZM190 154V153H189ZM194 154V153H193ZM227 154V153H226ZM235 154V153H234ZM3 155V154H2ZM117 155V154H116ZM126 155V154H125ZM132 158L133 159V163L134 166H137L140 164L142 166L145 167V169L152 167V165H150L146 160L145 157L143 156V152H135L133 151L132 153ZM141 157H140V156ZM225 155V154H224ZM249 155V154H247ZM246 155V156H247ZM83 156V157H82ZM99 156V155H98ZM97 156V157H98ZM111 156V155H110ZM113 156V155H112ZM130 156V155H129ZM128 156V157H129ZM150 156L151 154H149V160H150ZM163 156V155H162ZM168 156V155H167ZM207 156V157H206ZM215 156V155H214ZM227 156V155H226ZM242 156H245L242 155ZM245 156V157H246ZM82 157V158H81ZM91 157V158H90ZM147 157V159H148ZM190 157V156H188ZM222 157V156H221ZM248 157V156H247ZM3 158V157H2ZM0 158V159H2ZM101 158V157H100ZM103 158V157H102ZM155 158V157H154ZM215 158V159H213ZM244 158V157H242ZM95 159V158H94ZM93 159V160H94ZM112 159V158H111ZM250 159V158H249ZM117 160V159H115ZM159 160V159H158ZM177 160V159H176ZM9 161V160H8ZM129 161V160H128ZM218 161V160H217ZM1 162H3L1 160ZM0 162V163H1ZM93 162V161H92ZM111 162V161H110ZM151 162V160L149 161ZM239 162V161H238ZM242 162V161H241ZM244 162V161H243ZM91 163V162H90ZM100 163V162H99ZM27 164V162H26ZM98 165V163H96ZM104 164V163H103ZM122 164V165H121ZM129 163L124 164L123 161L122 163L120 162V165L123 166V168L126 167V165L128 166ZM220 164V163H219ZM2 165L0 164V264H37V261L34 257V252L32 251V247L31 243L29 241V238L27 237V233L24 232V226L21 222V217H20V212L18 210V206L16 202L14 196L11 193V189L8 190L7 184H6V177H3L4 174L2 171ZM5 165V164H4ZM93 165V164H92ZM109 165V164H108ZM111 165V164H110ZM175 165V164H174ZM221 165V164H220ZM223 165V164H222ZM225 165V164H224ZM228 165V164H227ZM7 166V165H5ZM99 166V165H98ZM105 166V165H104ZM103 166V170L105 171V175L108 177L109 175H111L108 173L109 170H105V167ZM116 166V165H115ZM121 166L119 168H121ZM131 166V165H130ZM133 166V165H132ZM231 166V165H230ZM18 167V166H17ZM94 167H96L94 165ZM117 167V166H116ZM161 167V166H160ZM196 167V168H197ZM122 168V169H123ZM134 168V167H133ZM231 168V167H230ZM8 169V168H7ZM7 169L5 171V169L3 171L7 172ZM93 169V168H91ZM126 169V168H125ZM143 169V170H145ZM154 169V168H153ZM198 169V170H199ZM245 169V168H244ZM89 170V169H88ZM114 170V169H113ZM116 170V169H115ZM139 170V168H138ZM178 170V169H177ZM223 170V169H222ZM221 170V171H222ZM254 170V169H253ZM15 171V170H14ZM96 171V168H95ZM98 171V170H97ZM134 171V170H133ZM132 171V175H135V178L137 177L136 173L133 174ZM151 171V169H150ZM149 171V174H150ZM160 171V170H159ZM114 172V171H112ZM116 172V171H115ZM121 172V171H120ZM124 172V171H123ZM137 172V171H136ZM140 172V171H139ZM161 172V171H160ZM226 172V171H225ZM224 172V173H225ZM228 172V171H227ZM230 172V171H229ZM232 172V169H231ZM243 172V171H240ZM247 172V171H246ZM19 173V172H18ZM95 173V172H94ZM117 173H119L117 171ZM129 173V171L127 172ZM146 173H148L146 171ZM200 173V171H199ZM222 173V172H221ZM88 174V175H87ZM130 174V173H129ZM145 174V172H144ZM143 174V175H144ZM159 174V173H158ZM226 174V173H225ZM242 174V173H241ZM245 174V173H244ZM252 174V173H251ZM101 175V174H100ZM142 177V174H140ZM146 175V174H145ZM153 175V174H151ZM155 175V174H154ZM153 175V176H154ZM157 175V173H156ZM162 175V174H160ZM223 175V174H222ZM232 175V174H231ZM127 177H129L126 174ZM139 176V174H138ZM148 176V174L146 175ZM145 176V177H146ZM159 176V175H157ZM155 176V177H157ZM187 176V175H186ZM228 176V175H227ZM263 176V177H262ZM94 177V176H92ZM101 177V176H100ZM123 177V176H122ZM125 177V176H124ZM125 177L123 181V183L125 184L126 180H128V178ZM150 177V176H149ZM154 177V178H155ZM220 177V176H219ZM96 178V177H95ZM98 178V177H97ZM111 178H115V177H111ZM110 178V179H111ZM138 178V177H137ZM144 178V177H143ZM142 178V179H143ZM225 178V177H224ZM238 178V177H237ZM141 179V178H140ZM139 179V180H140ZM147 180V178H145ZM151 179V178H150ZM199 179V177H198ZM220 179V178H219ZM252 179V178H250ZM261 184L264 185V181ZM100 180V179H99ZM136 180V179H135ZM138 180V181H139ZM152 180V179H151ZM156 179H154L155 181ZM228 180V179H227ZM248 180V179H247ZM254 180V177H253ZM98 181V179H97ZM101 181V180H100ZM106 181V180H104ZM112 180H110L111 182ZM145 181V180H144ZM148 181V180H147ZM147 181H145V185H147ZM240 181V180H239ZM258 181V180H257ZM137 182V181H136ZM143 182V181H142ZM150 182V181H149ZM148 182V184H149ZM153 182V181H152ZM9 183V182H8ZM96 183V182H95ZM108 183V182H107ZM112 183V182H111ZM110 183V184H111ZM117 183V182H116ZM118 183H122L121 181ZM117 183V184H118ZM141 183V182H140ZM158 184V186L160 187L161 184L164 183L158 179L154 184ZM102 184V182H101ZM109 184V185H110ZM123 184V185H124ZM127 184V182H126ZM125 184V186H126ZM131 184V183H130ZM14 185V184H13ZM113 185V184H112ZM121 185V184H120ZM152 185V184H151ZM257 185V184H256ZM95 187L94 189L92 187ZM101 186V185H100ZM108 186V185H107ZM142 186V187H144ZM259 186V184H258ZM11 187V186H10ZM33 187V186H31ZM114 187H116L114 185ZM124 187V186H123ZM131 187V191L130 192H134V186H128ZM148 187V185H147ZM155 187V186H154ZM162 187V186H161ZM166 187V186H165ZM26 188V187H25ZM99 188V187H98ZM103 188V187H102ZM121 188V187H118ZM139 188V186H138ZM136 188L137 190H135L134 194H138L137 196H139L138 198L141 199V201L144 199L142 197V192L139 193V189ZM156 188V187H155ZM155 188H148L150 195L152 197L153 195V200H156L154 198V196H156L157 199H159V195L156 192L157 190H155ZM158 188V187H157ZM164 188V187H162ZM116 189V188H115ZM227 189V188H226ZM261 188H258V190ZM11 190V191H10ZM38 190V191H39ZM122 190H126L125 192L127 193L128 189L125 187ZM16 191V190H15ZM86 191L88 192V198L86 197V195L84 193H86ZM105 191V190H104ZM114 191V190H113ZM118 191V190H117ZM160 191V190H159ZM158 191V192H159ZM166 191V190H165ZM249 191V190H248ZM257 191V190H256ZM120 192V191H118ZM146 192V191H145ZM148 192V193H149ZM103 193V192H102ZM115 193V192H114ZM125 193V194H126ZM157 193V194H156ZM169 193V192H168ZM26 194V193H25ZM92 194V195H93ZM120 194V193H119ZM122 194V193H121ZM124 194V193H123ZM197 194V193H196ZM213 194V193H212ZM252 194V193H251ZM17 195V194H16ZM127 195L130 197V193H127ZM149 195V194H148ZM248 195V194H247ZM259 195V194H258ZM124 196V195H123ZM134 196V195H133ZM228 196V195H227ZM253 196V195H252ZM115 197V195H114ZM127 196H125L124 199H126ZM248 197V196H247ZM257 197V196H254ZM101 198L105 199L106 195L103 194L101 196ZM110 198V197H109ZM109 198L107 197L108 201ZM131 198V197H130ZM148 199V197H146ZM145 198V199H146ZM160 198H163L162 196ZM219 198V197H218ZM220 198V200H221ZM251 198V197H250ZM249 198V199H250ZM260 198V197H259ZM262 198V197H261ZM111 199V198H110ZM135 199V198H134ZM165 199V197H164ZM187 199V198H186ZM244 203H247V198H244ZM44 200V199H43ZM94 200V199H93ZM106 200V199H105ZM113 200V199H112ZM116 200V199H115ZM119 200V199H118ZM121 200V199H120ZM119 200V203L121 202ZM152 200V201H153ZM160 200V199H159ZM230 200V199H229ZM251 200V199H250ZM264 200V199H263ZM103 200L99 199V204L98 206H101ZM111 201V200H110ZM132 201V200H131ZM146 205L145 207L147 208V210L149 212H151L154 216V206L151 207L149 204L145 203ZM163 201V200H162ZM253 201V200H252ZM95 202V201H94ZM126 202V201H125ZM135 202V201H134ZM98 203V202H97ZM124 203V201H123ZM160 203V202H159ZM158 203V204H159ZM220 203V201H219ZM261 203H262V199H261ZM20 204V203H19ZM114 204V203H113ZM111 204V205H113ZM121 204V203H120ZM143 204V202H142ZM152 204V203H151ZM252 204V203H251ZM264 204V203H263ZM30 205V204H29ZM116 205V204H115ZM133 204L130 203L128 201V204L126 202V204L124 205V208H129V213H126V216L128 214H130L131 210L133 211L135 207L132 206ZM135 205V204H134ZM153 205V204H152ZM222 205V204H220ZM21 206V205H20ZM114 206V205H113ZM112 206V207H113ZM249 206V205H248ZM28 207V206H27ZM110 207V204H109ZM123 207V205H122ZM121 207V209H122ZM142 207V205H141ZM227 207V206H226ZM236 207V206H235ZM240 207V206H239ZM108 208V207H107ZM234 208V207H233ZM232 208V209H233ZM95 209V208H94ZM97 209V208H96ZM95 209V211H96ZM119 209V208H118ZM117 209V210H118ZM170 209V208H169ZM231 209V208H229ZM101 210V209H100ZM105 210H109L105 209ZM136 210V209H135ZM146 210V209H145ZM210 210V208H209ZM142 211V209H141ZM254 211V210H253ZM97 212V211H96ZM95 212V213H96ZM100 212V211H99ZM134 212V211H133ZM156 212V211H155ZM161 212V210H160ZM164 212V211H163ZM166 212V211H165ZM209 212V211H208ZM227 212V211H226ZM98 213V212H97ZM96 213V214H97ZM101 213V212H100ZM118 213V212H117ZM141 213V212H140ZM222 213V212H221ZM90 214L92 215V217L90 216ZM210 214V213H209ZM207 213V217L209 215ZM219 214V213H218ZM234 214V213H232ZM255 214V213H254ZM261 214V213H260ZM215 215V214H214ZM227 214L221 215V218L218 220V225L220 227L221 225V230H216L217 232H221V233H225V231L227 232V228L231 227V225L229 224V216ZM230 215V214H229ZM240 215V214H239ZM24 216V215H23ZM108 216H111L108 214ZM107 216V218H109ZM133 216V215H132ZM140 215H138L139 217ZM142 216V215H141ZM171 216V215H170ZM206 216V215H205ZM204 216V218H205ZM100 217V215H99ZM113 217V216H112ZM129 217V216H128ZM149 217V216H148ZM167 217V216H166ZM165 217V218H166ZM211 217V214L210 216ZM231 217V216H230ZM255 217V216H254ZM263 217V216H261ZM35 218V217H34ZM92 218V219H91ZM106 219V217H104ZM114 218V217H113ZM158 215L155 214V216L152 218L154 223L158 222ZM26 219V217H25ZM38 219V218H37ZM99 219V218H98ZM117 219V218H116ZM126 219V218H125ZM124 219V220H125ZM128 219V218H127ZM131 219V218H129ZM27 220V219H26ZM118 220V219H117ZM214 220V219H213ZM39 221V220H38ZM51 221V220H50ZM99 223H98V222ZM112 221V220H111ZM128 221V220H127ZM205 221V220H204ZM210 221V219H209ZM116 222V221H115ZM124 222V221H123ZM143 222V221H142ZM141 222V223H142ZM211 222H217V221H211ZM86 223V224H85ZM90 223V225H89ZM114 223V222H112ZM127 223V222H126ZM131 222H129L128 224L130 225ZM151 223V222H150ZM209 222H207L208 224ZM243 223V222H242ZM90 227L86 230L91 232L88 234L87 236V241H82L80 240L82 238L81 236V229H83L84 227ZM125 224V223H124ZM152 224V223H151ZM211 224V223H210ZM26 225V224H25ZM30 225V224H29ZM114 225V224H113ZM117 225V224H116ZM127 225V224H126ZM128 225V226H129ZM134 225V224H132ZM154 225V224H152ZM157 224H155L154 226H156ZM123 226V225H122ZM131 226V225H130ZM129 226V227H130ZM139 226V225H138ZM207 226V225H206ZM213 226L215 227L216 225ZM121 227V226H120ZM134 227V226H131ZM159 227V226H158ZM157 227V228H158ZM164 228V226H162ZM25 228H27L25 226ZM112 228V227H111ZM126 228V227H125ZM128 228V227H127ZM126 228V229H127ZM156 228V227H155ZM216 228V227H215ZM115 229V228H114ZM118 229V228H117ZM122 229V227H121ZM135 230L137 228H134ZM154 229V228H153ZM169 229V228H168ZM213 229V228H212ZM80 231L79 236L77 234V231ZM130 230V229H129ZM139 230V229H137ZM159 230V229H157ZM117 231V230H116ZM115 231V232H116ZM206 231V230H205ZM208 231V230H207ZM215 231V230H214ZM233 231V230H232ZM249 231V230H248ZM258 231V230H257ZM31 232V231H30ZM133 232V231H132ZM140 232V230H139ZM169 232V231H168ZM36 233V232H34ZM102 233V232H101ZM156 233V232H155ZM160 233V232H158ZM210 235V232H208ZM213 233V232H212ZM220 233V235H221ZM228 233V232H227ZM38 234V233H37ZM120 234V232H119ZM161 234V233H160ZM163 234V233H162ZM161 234V236H162ZM167 234V233H166ZM169 234V233H168ZM203 234V233H202ZM217 233H213V236L215 238V236ZM233 233H231L232 235ZM264 234V233H263ZM91 235V236H90ZM104 235V234H103ZM107 235V233H106ZM113 235V234H112ZM115 235V234H114ZM128 235V234H127ZM157 235V234H156ZM155 235V236H156ZM159 235V234H158ZM218 235V236H220ZM122 236V235H121ZM129 236V235H128ZM132 236V235H131ZM151 236H154V234H152ZM160 236V237H161ZM168 238V235H166ZM207 236V235H205ZM226 236V234L224 235ZM253 236V235H252ZM37 236H35L36 238ZM103 237V236H102ZM101 237V238H102ZM124 237V236H122ZM121 237V238H122ZM137 237H139V235H137ZM158 237V236H157ZM209 237V236H207ZM228 237V236H226ZM224 238L222 236V241H223V245L221 248H223V252L225 256H227V254H229L228 256L231 257V255L236 254L237 256L239 255V253H237V249L238 247H234L235 253L234 254H230L232 253L233 247L232 245H236L235 244H231L230 240L231 238ZM106 238V237H105ZM118 238V237H117ZM217 238V237H216ZM215 238V239H216ZM252 238V237H251ZM111 239V238H109ZM115 239V237H114ZM125 239V237H124ZM132 239V238H131ZM156 239V238H155ZM154 239V241L156 242V240ZM209 239V238H208ZM234 239V238H233ZM139 240V239H138ZM136 240V242L138 241ZM166 240V239H165ZM174 240V239H173ZM206 240V239H205ZM236 240H238L236 238ZM235 240V241H236ZM250 240V239H249ZM117 241V240H116ZM120 241V240H119ZM128 241V240H127ZM130 241V240H129ZM169 241V240H168ZM171 241V240H170ZM213 240H211L212 242ZM221 241V242H222ZM110 242V241H109ZM134 241H132L133 243ZM200 242V241H199ZM207 242V240H206ZM214 242V241H213ZM212 242V243H213ZM111 243V242H110ZM116 243V242H115ZM114 243V244H115ZM162 243V242H161ZM167 243V242H166ZM165 243V245H166ZM62 244V243H61ZM106 244V243H105ZM103 244V245H105ZM109 244V243H108ZM160 244V243H159ZM174 244V241H173ZM210 244V243H209ZM215 244V243H214ZM133 245V244H132ZM136 245V244H135ZM138 245V244H137ZM136 245V246H137ZM156 245V244H155ZM158 245V244H157ZM205 243V247H206ZM213 245V244H212ZM211 245V246H212ZM216 245V244H215ZM221 245V244H220ZM225 245V246H224ZM114 246V245H113ZM134 246V245H133ZM139 246V245H138ZM162 246V245H161ZM176 246V245H175ZM214 246V245H213ZM38 247V246H37ZM115 247L118 248L119 251V263L118 264H127L129 262V253L130 251L123 249V247H121V243L118 242L115 244ZM120 247V248H119ZM159 247V246H158ZM157 247V248H158ZM219 247V246H218ZM241 247V246H240ZM35 248V247H33ZM48 248V247H47ZM132 248V247H130ZM156 248V249H157ZM174 248V246H173ZM177 248V247H176ZM209 248V245H208ZM212 248V247H210ZM216 248V247H215ZM113 249V247H112ZM160 251V248H158ZM157 249V250H158ZM171 249V247H170ZM214 249V248H213ZM233 249V250H234ZM241 249V248H239ZM238 249V250H239ZM69 250V249H68ZM131 250V249H129ZM136 250V249H135ZM142 250V249H141ZM146 250V249H145ZM155 250V248H154ZM206 250V249H205ZM209 250V249H207ZM217 250V249H216ZM36 251V249L34 250ZM42 251V249H41ZM106 251V249H105ZM134 251V250H133ZM132 251V253H134ZM66 252V253H67ZM115 252V251H114ZM129 252V253H128ZM139 252V250L137 251V253ZM149 252V251H148ZM170 252H173L172 250ZM220 252L217 250V253ZM222 252V251H221ZM220 252V253H221ZM37 253V252H36ZM73 253V254H72ZM150 253V252H149ZM215 253V251H214ZM262 253V252H261ZM141 254V253H140ZM176 254V251L175 253ZM219 254V253H218ZM260 254V253H259ZM116 255V254H115ZM129 255V256H128ZM149 255V254H147ZM158 255V254H156ZM168 255V254H167ZM172 255V254H171ZM215 255H217L215 253ZM221 255V256H224ZM112 256V255H111ZM133 256V255H132ZM142 256V255H141ZM144 256L146 257V255L144 254ZM170 256V255H169ZM210 256V255H209ZM219 256V255H218ZM67 257V256H66ZM152 262L154 259V262L157 263V259L155 256H153V253L149 256ZM162 257V256H161ZM249 257V256H248ZM43 258V257H42ZM140 258V257H137ZM144 258V257H143ZM147 258V257H146ZM173 258V257H172ZM216 258V257H215ZM222 258V257H220ZM225 258V257H223ZM253 258V257H252ZM39 259V258H38ZM131 259V258H130ZM164 259V258H163ZM210 259V258H209ZM236 259V258H235ZM242 259V258H241ZM41 260V259H40ZM114 260V259H111ZM132 260V259H131ZM138 260V259H137ZM137 260H134L135 262ZM141 259H139L140 261ZM162 260V259H161ZM177 260V259H176ZM196 260V259H195ZM221 260V259H220ZM219 260V261H220ZM103 261V262H102ZM138 261V262H139ZM191 261V260H190ZM213 260H210V262ZM234 261V260H233ZM232 259H228L226 262H224L225 264H233ZM244 261V260H243ZM247 261V260H246ZM40 262V261H39ZM122 262V263H121ZM160 262V260H159ZM163 262V261H162ZM43 263H46L45 261ZM144 263V261H143ZM147 263V262H145ZM166 263V262H165ZM180 263V262H179ZM215 263V262H214ZM223 263V264H224ZM245 263V262H244ZM130 264V263H129ZM132 264V263H131ZM167 264V263H166ZM173 264V263H172ZM220 264V263H219ZM238 264V263H237ZM251 264V263H250ZM253 264V263H252Z\"/></svg>","mask_w":264,"mask_h":264}]
</instances>
